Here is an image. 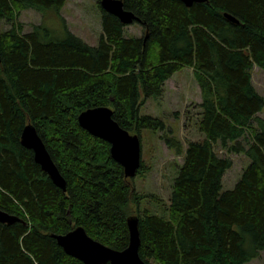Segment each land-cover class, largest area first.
Returning <instances> with one entry per match:
<instances>
[{
	"label": "trees",
	"instance_id": "1",
	"mask_svg": "<svg viewBox=\"0 0 264 264\" xmlns=\"http://www.w3.org/2000/svg\"><path fill=\"white\" fill-rule=\"evenodd\" d=\"M68 0H0V209L21 219L0 222V264H84L53 235L77 227L101 244L129 246L128 218L139 219L140 257L147 264H250L264 252V97L252 80L264 70V0H122L138 18L140 38L127 37L118 18L102 10L96 47L65 26L56 39L43 25L24 33L22 12H60ZM226 15L235 18L230 21ZM65 22V21H64ZM65 24V23H64ZM192 69L201 91L203 141L186 149L163 120L140 115L178 72ZM107 107L142 142V131L163 133L184 157L168 215L140 210L135 178L113 160L108 142L78 118ZM32 124L66 181L56 186L21 145ZM142 144V143H141ZM244 155L249 166L233 190L223 181Z\"/></svg>",
	"mask_w": 264,
	"mask_h": 264
},
{
	"label": "rangeland",
	"instance_id": "2",
	"mask_svg": "<svg viewBox=\"0 0 264 264\" xmlns=\"http://www.w3.org/2000/svg\"><path fill=\"white\" fill-rule=\"evenodd\" d=\"M100 1L68 0L60 12L27 10L21 13L17 23L23 26L24 33L31 32L37 25H43L56 39L65 36L67 26L73 34L90 46L96 47L102 34ZM10 28L11 25L0 22V33ZM125 31L127 37L140 38L144 35L143 28L137 23L127 26ZM252 80L257 92L264 97V70L255 65ZM201 101V91L193 70L184 69L166 83L159 99L151 98L141 107L140 115L163 120L167 129L186 149L189 142L205 139L198 125ZM259 117L264 119V112L260 113ZM162 135L163 133L151 130L142 131V160L147 170L146 174L135 178V187L137 194L145 196L141 201L140 210L165 217L168 215L174 180L179 168L184 164V157L175 154L165 144ZM218 153L233 162L232 169L224 177L223 191L233 190L250 162L244 155L227 154L221 150ZM250 264H264V252Z\"/></svg>",
	"mask_w": 264,
	"mask_h": 264
},
{
	"label": "water",
	"instance_id": "3",
	"mask_svg": "<svg viewBox=\"0 0 264 264\" xmlns=\"http://www.w3.org/2000/svg\"><path fill=\"white\" fill-rule=\"evenodd\" d=\"M188 8L207 0H180ZM100 6L106 13L115 16L125 26L138 22L136 15L124 9L122 0H101ZM234 22L238 21L226 15ZM80 126L93 137L108 142L111 156L124 168L126 178H135L142 164V144L139 136L130 134L113 118V111L107 107H97L84 111L78 118ZM21 145L31 150L34 160L52 182L66 191V181L54 163L45 143L34 125L28 124L21 135ZM21 221L0 209V222L13 225ZM129 246L123 251L111 249L91 238L83 227H77L65 235H53L65 253L84 264H147L139 254L141 239L139 219L128 218Z\"/></svg>",
	"mask_w": 264,
	"mask_h": 264
}]
</instances>
